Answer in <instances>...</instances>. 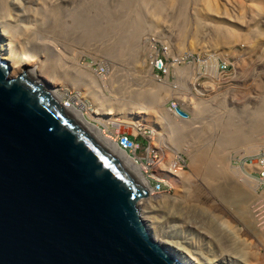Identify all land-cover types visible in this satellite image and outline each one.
<instances>
[{
    "label": "rangeland",
    "instance_id": "rangeland-1",
    "mask_svg": "<svg viewBox=\"0 0 264 264\" xmlns=\"http://www.w3.org/2000/svg\"><path fill=\"white\" fill-rule=\"evenodd\" d=\"M2 2L0 27H4L10 35H15L14 33L18 31L15 35L16 39L18 38L17 45L21 46V42H24L27 36L26 43L49 45L48 50L58 51V54L71 61V66L82 69L92 79L105 78V81H109L113 76H117L114 79L121 81L118 82V85H123L121 89L115 82L110 81L109 84H105L107 89L104 88L105 97L107 96L110 102L115 99L116 94L120 96L114 100L115 104L108 103L114 111L119 98L121 101L123 97L125 101H122L126 102L130 93L134 95L138 88L148 94L147 97L145 96L147 99L151 98L155 102L164 99L162 105L167 109L171 104V97L174 96L176 99H173V109L176 111L178 108L186 113L184 118L179 115L183 121L179 122L181 124L179 132H176L175 128V131L169 128L171 124H162L160 121L159 123L157 121L159 110L156 112L155 109L147 107L144 102L139 103L138 100L134 102V106L137 104L138 109H129L128 106L131 104L128 105L126 102L128 106H122L120 112H115L114 117L111 116L120 120L115 121L117 125L109 124L106 127L107 133L114 140H116L114 137L116 132L129 134L133 138L138 132H148L152 157L147 163V175L151 179L161 181L164 189L160 187V190H167L170 195L174 192L162 178L163 176L157 175L156 172L164 168L161 162L168 166L171 164V167L177 165L176 167L182 168V164L176 162L179 155L185 159V166L182 169L185 172L187 188L178 192L181 194L180 198L168 200L169 202L167 200L163 202L162 194L153 195L156 201H159L155 202L156 206L148 208V220L162 231L170 224L174 228L173 240L177 245L179 244L178 247L190 254H192L191 250H195L192 247L194 241L199 242L200 246L204 243L206 248L200 247L196 256L200 264H210L205 259H212L211 264H264V178L259 179L255 174L257 168L255 155L264 152V124L260 126L262 121H258L264 115V0H2ZM101 3L105 5L106 10L108 8V11H102V14ZM86 7H89V12L94 13L99 21L100 17L103 18L101 21L104 22L103 25L100 23L103 28L113 21L114 14H118L122 22L127 21L128 29L126 23L125 27H121L133 33L130 35L127 31L126 36L138 40L137 47L135 46L133 50L128 49L130 46L125 44L124 41H127L123 39L125 54L122 49H118V52L113 43L115 37L110 33V29L114 28L111 24L107 26L109 29L105 28L108 30V35L104 29L106 33L100 36L90 35L88 31L85 35L77 33L78 36L75 37L76 32L72 27L78 20L81 8ZM21 25L22 28H19ZM52 26L56 29H51ZM142 27L145 32L143 35L141 29L139 30ZM119 29L123 30L120 27ZM26 30L28 35L25 34ZM101 31L102 29L99 30ZM123 35L126 37L125 33ZM164 47L167 48L168 63H174L173 59L184 60L178 68L167 69L161 81L157 82L152 77L154 71L151 72L150 69H154L156 64V56L153 55L157 53L158 58L161 57L160 53ZM22 54V58L28 63L26 67L40 73L42 56L38 55L36 59ZM207 61L215 65L225 63L228 70L223 73L218 71L207 77L201 76ZM99 67H103L102 72L98 70ZM58 72L50 69L49 75L45 74L39 78L50 89H56L61 93L65 102L68 100L82 110L92 111L95 104L93 100L97 96L101 100V97L90 94L88 96L80 86L72 83L68 78L59 76L61 71ZM159 85L160 89H158ZM148 86L155 89V96L149 95ZM155 86L157 89L153 88ZM129 87L133 92L128 91ZM134 87H136L135 91ZM159 101L156 104H159ZM140 107L145 112L139 113L137 110L140 111ZM169 110L168 114L164 113V115L166 114V119L168 117V120H173L174 112ZM260 111L262 114L258 113ZM107 115L110 117L111 114ZM245 117H253L251 121L254 122L255 127L251 133L254 134H252L254 140L245 145L239 144L234 148L235 151L232 149L226 155L223 154L220 164L223 162L224 166L228 167L229 163L243 168L249 176H252L253 183H249L246 187L241 183L245 178L241 177L233 182L230 180V185L235 186L231 189L219 187V183L222 186L219 179L211 181L209 178L206 162L204 165H192L190 157L194 154V150H197L200 154L199 160L203 156V160H209L211 155L222 147L221 140L229 136L226 133L228 130L225 132L228 120H232L231 122L238 126L240 124L237 122L242 121L239 119ZM138 118L140 121L136 122ZM166 119L165 122L168 121ZM226 120L227 122H224ZM134 124H137L136 128ZM156 125L158 129L154 131ZM164 127L169 129L166 131L162 129ZM247 127L245 128L248 129ZM192 130L196 132L192 134ZM239 130L243 131L242 125L239 126ZM138 138L137 136L136 139ZM138 141L140 142V139ZM247 145H250L248 147L251 149ZM158 146H161L162 152ZM165 146L170 150L164 149ZM175 146L178 147L177 150L173 149ZM184 146H188V150ZM252 146L256 147L255 149L253 147L256 152L252 150ZM171 149L177 152L169 155L173 153ZM241 149L243 151H239ZM164 152L169 154L166 155ZM171 156L173 159H170ZM226 156L229 158L226 159L228 162L224 159ZM166 157H169V162ZM216 161V164H213L220 166L219 161ZM248 165H250L249 169ZM145 169L146 167L143 166V172ZM149 182L150 185L153 183L151 180ZM144 222L148 224L147 219ZM205 251L212 255H207Z\"/></svg>",
    "mask_w": 264,
    "mask_h": 264
},
{
    "label": "water",
    "instance_id": "water-1",
    "mask_svg": "<svg viewBox=\"0 0 264 264\" xmlns=\"http://www.w3.org/2000/svg\"><path fill=\"white\" fill-rule=\"evenodd\" d=\"M8 71L0 57V264H184L149 233L124 161Z\"/></svg>",
    "mask_w": 264,
    "mask_h": 264
},
{
    "label": "bare ground",
    "instance_id": "bare-ground-1",
    "mask_svg": "<svg viewBox=\"0 0 264 264\" xmlns=\"http://www.w3.org/2000/svg\"><path fill=\"white\" fill-rule=\"evenodd\" d=\"M0 5H2V0H0ZM103 3H101V8H100V11H101V14H102V11L103 12H106V11H108V8H107V10H106V7H105V5H103ZM1 7V6H0ZM3 8V7H2ZM96 9V8H95ZM81 12H79L80 13V15H79V17L77 18L78 20H76L75 22V25H74V27H72L73 29H74V31L76 32V35H75V37H77L78 35H77V33L79 34H81V35H85L88 31H89V34L90 35H96V36H100V34H104V32H105V28H107V26H110L109 24H111L112 26L114 25V28L113 29H110L111 31H110V33L115 37L114 38V41H113V43H114V45H115V48L117 49V51H118V49H122V52H123V47H124V50H125V46L124 45H122V44H126L127 43V45L128 46H130L128 49H132L133 50V48H136L137 46V44H136V42L138 41H136V40H134L132 37H130L129 38V36H126V32L128 31L129 32V30H127L128 29V23H126V25H127V29L126 28H123V27H125L124 26V22H122L123 20H121L122 18L121 17H119V15L118 14H114V15H112V22L111 23H109L107 26H105V28H103L102 26H101V24L103 25V23H101V21H103L102 19H101V17H100V21L96 18V16L95 15H93L94 13H91V12H89V7H86V8H84V9H82L81 8V10H80ZM94 11H96V10H94ZM93 12V11H92ZM97 12L99 13V9H97ZM96 12V13H97ZM78 13V14H79ZM97 13V14H98ZM93 16V18H91ZM95 16V17H94ZM97 17L99 18V16L97 15ZM119 18H121V19H119ZM114 20H116V21H118L119 20V22H114ZM114 22V23H113ZM101 23V24H100ZM55 26V25H54ZM54 26H52V28L51 29H54ZM121 26H123V27H121ZM56 27H57V25H56ZM56 27H55V29H56ZM116 27V28H115ZM119 27L120 28H122L123 30H121V29H119ZM141 27V26H140ZM19 28H22V25L21 26H19ZM58 28V27H57ZM54 29V30H55ZM59 29V28H58ZM102 29V31L101 32H99V30H101ZM105 29V30H104ZM107 29H109V28H107ZM124 29H126L125 31H124ZM141 29V30H140ZM48 30L50 31V29L48 28ZM138 30V29H137ZM139 30L142 32L141 34L143 35V34H145V32H144V28L142 27V28H139ZM58 31V30H57ZM60 31V30H59ZM107 31V35H108V30H106ZM53 32H55V31H53ZM58 33H60V32H58ZM109 33V34H110ZM125 33V36L126 37H124V34ZM138 33V32H137ZM136 33V34H137ZM15 35L16 34H18V31L17 32H15L14 33ZM26 35H28V33H27V30H26V33H25ZM102 34V35H103ZM128 34H130V35H132L133 33H131V31L128 33ZM127 34V35H128ZM15 35H10V34H8L7 32H6V30L4 29V27H0V57L1 58H3V59H5L6 61H7V64H8V66H9V71H8V75H9V77H15V76H21L22 78H24V79H31V80H33V82H35L36 83V86L38 87V89L41 91V92H43L44 94H47V95H49L50 97H52L53 98V100H55V103H56V105L59 107V108H61V109H67V110H69V111H72L73 113H74V115L78 118V120L83 124V126L90 132V133H92L94 136H96L99 140H101L109 149H111V150H113L123 161H124V163H125V165L127 166V168L132 172V174L134 175V177L136 178V180L138 181V183H139V185L141 186V188L143 189V192H144V194H142V196L138 199V201H137V205H138V209H139V215L143 218V220H145L146 221V219H147V221H148V224H147V227H148V230H149V233L151 234V236L156 240V241H159V243H162V244H165L166 246H167V248L169 249V250H171L173 253H175L176 255H177V257H178V259L180 260V261H182V262H184V264H200V262H199V258L198 257H196V256H198L197 254H198V251H200V247H201V249H203V248H206L205 247V245H204V243L200 246V244H199V242L198 243H196V241H194L193 242V244H192V247L195 249V250H191V252H192V254H190V253H188V252H186V251H184V250H182V248H180V247H178V245L176 244V242L173 240V237H174V232H173V230H174V228L172 227V226H170V224H169V226L167 225L166 226V228L162 231V229L160 228V227H158V226H156V224H153V222H150L149 220H148V217H147V214H148V212H149V210H148V208H150V206H156L157 205V203H155V202H157V201H159V200H157L156 201V199L153 197V195H157V194H162L163 195V199H164V201L163 202H165V200H172V199H177V197H179V195H181V194H179L178 192L182 189H184V191H185V188H187L186 187V179L184 178L185 176H184V169H182L181 167V169L180 168H178V167H176L177 165H175V167H176V169H175V167L173 166V167H171L170 165L168 166V165H166V164H163L162 162H161V164H162V166L164 167L162 170L161 169H159V170H157V175H159L160 174V176H163L162 178L163 179H165L166 180V182L168 183V185L170 186V189L174 192V194L172 195H170V193L167 191V190H160V187H158V188H151L150 187V185H149V183H148V179L146 178V175L144 174V172H143V166H141L140 164H135L131 159H130V157L128 156V154L127 153H125V152H123L121 149H119L118 147H117V145H116V140H114L113 139V137L110 135V134H108L107 133V129H106V127H107V125H117V123L115 122V121H120L119 119L117 120V119H114V118H112V117H114V113L115 112H120L119 110H122L123 108H121L122 106H128V105H130L131 104V106H128V108L129 109H138V105L137 104H135V106H134V102L136 103V101L138 100L139 101V103H142V102H144L143 104H146L147 105V107H150V108H152L153 110L155 109L156 110V112L159 110V120H157L158 122L160 121L162 124L163 123H166V124H168V125H170V127L169 128H172V129H177V131L176 132H179V129H181L180 128V126H181V124L179 123L182 119H180L179 118V114L176 112V111H173L174 112V114H172V115H175L174 117H172V119L173 120H168L169 118L167 117V119H166V114H168V109L167 108H165L162 104L164 103L163 102V100L162 101H159V99L157 100V101H159V104H156V102L155 101H153L151 98H149V99H147V98H145V96L147 97V95L148 94H146V92L144 91H142V90H140L139 88H138V86H137V88L138 89H136V92H135V94L133 95H131V93H130V95L126 98V102L128 103V105H127V103L126 102H123V101H125L124 100V98L122 97L121 98V101L118 99V104L116 105V109H115V111L113 110V108L110 106V105H108V103L109 104H115V99H117L116 97H120V96H118L117 94L115 95L116 97H115V99H112L111 100V102H110V100L109 99H107L106 97H105V94H104V88H106V86H105V84L107 83V84H109L108 82L110 81V82H115L117 85L121 82L120 80V82L118 81V80H116V79H114L115 77L117 78V76H113L111 79H109V81H105L106 79L105 78H102V80L101 79H92V77H90L89 75H87L86 73H85V71H83L82 69H80V68H76V67H74V66H71L70 64H71V61L70 60H68V59H66V58H64L63 56H61L60 54H58V51L56 52V51H50V50H48L49 48V45H47V44H45V43H42L41 45H39V44H34V43H29V42H27L26 43V38H27V36H26V38H25V41L24 42H21V46H19V45H17L16 44V42H17V39H16V37H15ZM58 35V34H57ZM101 35V36H102ZM34 36V35H33ZM73 36V35H72ZM113 38V37H112ZM28 39V38H27ZM126 40L127 42H125L124 41V43H123V41L122 40ZM128 39V40H127ZM22 40V39H21ZM136 46V47H135ZM19 47H20V49H19ZM52 47V46H51ZM108 50V49H107ZM19 52V53H18ZM119 52V51H118ZM117 52V53H118ZM22 53H24L25 55H27V56H29V57H35L36 59H38V55H41L42 56V58L40 59V64H41V66H40V69H39V72L40 73H38V72H35V70L34 69H28L27 67H26V65L28 64L27 62H25L26 60H25V58H22L23 57V54ZM108 53H109V51H108ZM124 54H125V51L123 52ZM122 53V54H123ZM121 54V53H120ZM11 64V66H10V64ZM83 68V67H82ZM50 69L51 70H54V71H56V72H58L59 70L61 71L60 73H61V75H59V76H62V77H64V78H68L72 83H74V84H77L78 86H80L81 87V89H83V91H84V93L85 94H87L88 96H89V94L91 95V96H95V95H99L100 97H101V100L99 99V97L97 96V98L95 99V100H93L94 101V105H93V112L92 111H90V110H82V109H80V108H78L75 104H72V102H69L68 100H66V102L63 100V98H62V94L61 93H59V92H57L56 91V89H50L48 86H47V84L41 79V78H39L40 76H42V75H49L50 74ZM56 69H59V70H56ZM84 69V68H83ZM56 75H57V73H55ZM58 74H59V72H58ZM58 75H57V77H59ZM98 78L100 77V76H97ZM60 78V77H59ZM103 79H104V81H103ZM94 80V81H93ZM101 82V83H100ZM119 82V83H118ZM93 83V84H92ZM98 83H100V84H98ZM111 84V83H110ZM153 85H155V84H153ZM128 86V85H127ZM121 87H123V85L122 84H120V85H118V88L119 89H121ZM133 87V86H132ZM149 87H152V86H148L147 88H149ZM160 87V85L158 86V89H160L159 88ZM131 87H129L128 88V91H130V92H133V90H131L130 89ZM135 88L136 87H134L133 89H134V91H135ZM153 88H156L157 89V87L155 86V87H153ZM162 88V87H161ZM107 89V88H106ZM114 89V88H113ZM124 89H122V91H123ZM144 90V89H143ZM114 91V90H113ZM115 91H116V89H115ZM125 91V90H124ZM158 91V90H157ZM156 91V92H157ZM111 92V91H110ZM121 92V91H120ZM149 95H151V96H155V89H152V88H149ZM114 93V92H113ZM158 93V92H157ZM120 94V93H119ZM154 100H155V98H153ZM123 100V101H122ZM148 100V101H147ZM152 100V101H151ZM114 101V102H113ZM141 101V102H140ZM126 103V104H125ZM143 104L141 105L142 107H143ZM137 105V106H136ZM124 106V107H125ZM140 106V105H139ZM155 107V108H154ZM121 108V109H120ZM144 108H146V106L144 105ZM125 109V108H124ZM140 109V111L139 110H137L139 113L140 112H145L144 110L142 111L141 110V107L139 108ZM126 110V109H125ZM133 111V110H132ZM171 111V110H170ZM153 112V111H152ZM155 112V111H154ZM172 112V113H173ZM136 113V112H135ZM164 113H166L165 115H164ZM258 113H261V111L260 112H258ZM107 114H111L110 115V117L107 115ZM137 114V113H136ZM158 114V113H157ZM262 114V113H261ZM107 115V116H106ZM113 115V116H112ZM163 115H164V117H163ZM260 114H258V116H259ZM112 116V117H111ZM257 116V117H258ZM132 117V116H131ZM170 117V116H169ZM260 117V116H259ZM258 117V118H259ZM262 117H264V115L262 116ZM262 117H260L261 118V120H260V118H259V122L260 121H264V118H262ZM126 118V117H125ZM129 118V117H128ZM134 118V117H133ZM144 118V117H143ZM228 118V117H227ZM252 118L253 117H249V118H246L245 117V119H239V121L240 120H242V121H240V122H237L238 124H240V125H242L243 126V131H241V130H239V126L240 125H238V126H236L237 124H233V122H231L232 120H228V123L225 125L226 127V130H225V132L229 135V136H227V139H223V140H221V142H220V145H222V147L220 148V149H218V150H216L215 151V153H211L212 155H211V158L209 159V160H207V161H205L206 159H204L203 160V158H204V156L202 157V159H198V155H200L199 154V152H197V150H194V154L192 155V157H190V160H191V162H190V164H192V165H200V164H203L204 165V163L206 162V167H207V169H208V176H209V178L211 179V181L212 180H214V181H216V178H217V180L219 179V181L221 182V184H222V186L220 185V183H219V187H223V188H227V189H231V187H235V186H233V185H230V180H232V182L236 179H240L241 177H244L245 179H242V182L241 183H243V185H245L246 187H248V185H249V183H253V178H252V176H249L248 175V173H247V171H245L243 168L241 169L240 167H238V166H235V165H229V163H228V167L227 166H224V164H223V162L220 164V161H222L223 160V154L224 155H226V153L227 152H229L230 150H232V149H234V148H236V146L237 145H239V144H243V145H245V143H247V142H251V140H254L253 138V133H251L254 129H253V127H255V126H253V125H255L254 124V122L253 121H251L252 120ZM131 119V118H130ZM129 119V120H130ZM164 119H166V120H168L167 122H165V120ZM171 119V118H170ZM178 119V121H176ZM228 119H230V118H228ZM250 119V120H249ZM127 120V119H126ZM132 120H135V119H132ZM185 120V119H184ZM187 120V119H186ZM185 120V121H186ZM140 121V119L138 118L137 120H136V122H139ZM184 121V122H185ZM187 121H189V120H187ZM159 122V123H160ZM170 122V123H169ZM181 122H183V121H181ZM224 122H227V120L226 121H224ZM235 122V121H234ZM258 123L257 122V124H259L260 126L262 125V124H264V123ZM189 123V122H188ZM187 123V124H188ZM193 123V122H192ZM236 123V122H235ZM248 123V124H247ZM191 124V123H190ZM194 124V123H193ZM243 124H245V126L243 125ZM135 126H134V128H136L137 126V124H134ZM183 125V124H182ZM185 125V124H184ZM192 125V124H191ZM161 125H159V127H160ZM166 126V125H165ZM172 126V127H171ZM246 126H248L247 128L248 129H246L245 127ZM187 127V126H186ZM185 127V128H186ZM191 127V126H190ZM224 127V126H223ZM154 128V127H153ZM155 130L154 131H156L158 128H157V125L155 126ZM167 128V127H166ZM169 128H167V129H165V127L164 128H162V129H165L166 131L169 129ZM192 128H193V126H192ZM197 128V127H196ZM236 128H238V129H236ZM241 128V127H240ZM245 128V129H244ZM160 129H161V127H160ZM175 129H174V131H175ZM187 129H189V127L187 128ZM138 130V129H137ZM191 130V129H190ZM169 131H171V130H169ZM173 131V132H174ZM187 131H189V130H187ZM193 131V130H192ZM239 131V132H238ZM240 131H241V133L242 134H240ZM165 132V131H164ZM173 132H172V135H173ZM183 132V131H182ZM181 132V133H182ZM195 132H196V130H195ZM194 131L192 132V134H194L195 133ZM160 133V132H159ZM201 133V132H200ZM163 134V133H162ZM183 134V133H182ZM253 134V135H252ZM226 135V134H225ZM177 136V135H176ZM163 137V136H162ZM171 137V136H170ZM161 138V137H160ZM252 138V139H251ZM155 140H157V139H155ZM154 140V141H155ZM158 141V140H157ZM162 141H164L163 139H162ZM180 143L182 142L181 141V139H179L178 140ZM156 143H158V142H156ZM162 143V142H161ZM166 143H168V142H166ZM180 143H179V145H180ZM178 144V143H177ZM249 144V143H248ZM178 145V146H179ZM254 145V144H253ZM163 146H164V144H163ZM162 146V147H163ZM182 146V145H181ZM248 146H250V145H247V147ZM255 146V145H254ZM254 146H252V150H254L256 147H254ZM159 147V146H158ZM161 147V146H160ZM159 147V148H160ZM184 147H186L187 148V150H188V146H184ZM238 147V146H237ZM244 147H246V146H244ZM243 147V148H244ZM246 147V148H247ZM253 147H254V149H253ZM176 148H178V147H174L173 149H176ZM248 148H250V147H248ZM247 148V149H248ZM163 149V148H162ZM164 149H167V146H165L164 147ZM169 150H170V148H168ZM167 149V150H168ZM239 149V148H238ZM251 149V148H250ZM159 150V149H158ZM160 150H161V148H160ZM172 150V149H171ZM177 150V149H176ZM176 150H172L173 151V153L171 152L169 155H172V154H174V153H176L177 151ZM163 150H161L160 152H162ZM232 151H235V149L234 150H232ZM239 151H243L242 149L241 150H239ZM251 151V150H250ZM255 151V150H254ZM257 151V150H256ZM255 151V152H256ZM168 152V151H167ZM245 152V151H244ZM255 152H253V153H255ZM237 153H239V152H237ZM164 154H166L165 152H164ZM168 154H166V155H168ZM235 153H233V155H234ZM241 154V153H240ZM239 154V155H240ZM244 154V153H243ZM250 154V153H249ZM251 154H252V152H251ZM165 155V156H166ZM247 155V154H246ZM206 156V155H205ZM228 156V155H227ZM226 156V158H224L225 159V161L226 162H228L227 160L229 159L228 157ZM242 156V155H241ZM263 155H258V162H264V157H262ZM234 157V156H233ZM232 157V158H233ZM160 158V157H159ZM169 158V157H168ZM167 157H166V159H167V161L169 162V159H168ZM163 159V158H162ZM161 159V160H162ZM170 159H173L172 158V156H171V158ZM220 159V160H219ZM227 159V160H226ZM158 160H160V159H158ZM157 160V162H159ZM160 160V161H161ZM217 160V161H216ZM248 160V159H247ZM163 161V160H162ZM164 161H165V159H164ZM171 161V160H170ZM200 161V162H199ZM215 161L216 162H218L219 161V164H220V166H218V165H214V164H216L215 163ZM224 161V162H225ZM253 161V160H252ZM225 162V163H226ZM165 163V162H164ZM214 163V164H213ZM160 163H158V165H159ZM176 164H179V163H176ZM227 164V163H226ZM245 164V163H244ZM166 165V166H165ZM156 166V165H155ZM155 166H153V167H155ZM162 166H161V168H162ZM246 165H244V167H245ZM249 166L250 165H248V169H249ZM155 168H157V167H155ZM154 168V169H155ZM158 168H160V167H158ZM169 168V169H168ZM239 168V169H238ZM153 169V170H154ZM247 169V168H246ZM156 170V169H155ZM243 170V171H242ZM244 174V175H243ZM182 175V176H181ZM243 175V176H242ZM159 176V177H160ZM185 179V180H184ZM222 181H225V183H222ZM162 182H163V180H162ZM164 183V182H163ZM163 185V184H162ZM164 186V185H163ZM244 187V186H243ZM163 188V187H162ZM164 189V188H163ZM248 190V189H247ZM163 192V193H162ZM247 192V191H246ZM177 193H178V195H177ZM247 193H249V192H247ZM177 195V196H176ZM185 197V196H184ZM180 198V197H179ZM162 199V200H163ZM161 200V201H162ZM168 201V202H169ZM163 204V203H162ZM160 205V204H159ZM154 210V209H153ZM151 220V219H150ZM185 233V232H184ZM191 236V235H190ZM196 236V235H195ZM182 237V236H181ZM192 237V236H191ZM190 238V237H189ZM188 239V238H187ZM190 239H192V238H190ZM199 239V238H198ZM205 240H207L206 238H204ZM202 241V240H201ZM203 242V241H202ZM190 243H191V241H190ZM189 243V244H190ZM206 243V242H205ZM186 248H189V247H186ZM198 248H199V250H198ZM208 248V247H207ZM192 249V248H191ZM205 250V249H204ZM205 253L207 254V255H212V254H210L208 251H205ZM204 253V254H205ZM201 254V253H200ZM206 255V256H207ZM203 257V256H202ZM205 257V256H204ZM207 257H210V256H207ZM206 257V258H207ZM213 258V257H212ZM205 259V258H204ZM205 261H209L210 262V264L212 263L211 261H212V259L211 260H208V259H205ZM204 261V262H205ZM223 262V261H222ZM221 262V263H222Z\"/></svg>",
    "mask_w": 264,
    "mask_h": 264
},
{
    "label": "built area",
    "instance_id": "built-area-1",
    "mask_svg": "<svg viewBox=\"0 0 264 264\" xmlns=\"http://www.w3.org/2000/svg\"><path fill=\"white\" fill-rule=\"evenodd\" d=\"M166 51L167 48L164 47L162 49L161 57L158 58L157 53L153 56H156V64H155V68L154 69H150L151 72H153V78L157 81L160 82L161 81V77L164 76V73L166 72L167 69H171V68H178V66L181 65V63L183 62V58L181 59H173L174 63H168L167 62V57H166ZM148 56H152V55H148ZM147 56V59H148ZM171 58V56H170ZM98 70L100 72L103 71V67H99ZM226 70H228V67L225 63L222 64H213L210 61H207V63L204 64L203 66V70H202V74L201 76H211L212 74L216 73V72H225ZM200 73V72H198ZM99 74V73H98ZM102 75V73L100 74ZM172 85V84H171ZM173 99H176L174 96L171 97V104L170 106H168V109H170L171 111H175L173 109ZM169 110V111H170ZM170 111V112H171ZM186 116H183V118ZM140 139V142L136 139L137 136L130 137L129 134H125L122 132H116L115 133V138H116V145L119 149L123 150L124 152H126L128 154V156L130 157V159L135 163V164H140L141 166H145L146 169L144 171V174L146 175V178L148 179V183L150 185V180L153 181V183L150 185L151 188H158V187H164L161 184V181H156L154 179H151L148 175H147V163L150 161L151 157H152V153L150 150V141H149V134L146 131H141L138 132V134H136ZM258 155H264V152H261L259 154H256L255 157L257 158L256 160V171L255 174L259 179H263L264 178V162H258ZM176 163H181L182 166L184 167L185 165V159L183 156L179 155V159Z\"/></svg>",
    "mask_w": 264,
    "mask_h": 264
},
{
    "label": "clouds",
    "instance_id": "clouds-1",
    "mask_svg": "<svg viewBox=\"0 0 264 264\" xmlns=\"http://www.w3.org/2000/svg\"><path fill=\"white\" fill-rule=\"evenodd\" d=\"M186 114V113H185ZM130 136V135H129ZM130 137H132V136H130ZM123 151V150H122ZM124 152V151H123ZM126 153V152H125Z\"/></svg>",
    "mask_w": 264,
    "mask_h": 264
}]
</instances>
